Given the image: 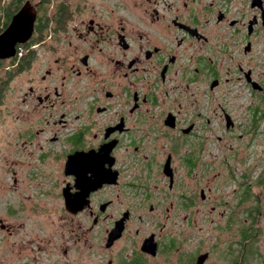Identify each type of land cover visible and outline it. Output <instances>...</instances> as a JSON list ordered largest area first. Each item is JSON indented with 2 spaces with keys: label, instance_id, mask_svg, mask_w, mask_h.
Segmentation results:
<instances>
[{
  "label": "flooded vegetation",
  "instance_id": "1",
  "mask_svg": "<svg viewBox=\"0 0 264 264\" xmlns=\"http://www.w3.org/2000/svg\"><path fill=\"white\" fill-rule=\"evenodd\" d=\"M24 8L0 264H264V0H0V38Z\"/></svg>",
  "mask_w": 264,
  "mask_h": 264
},
{
  "label": "rangeland",
  "instance_id": "2",
  "mask_svg": "<svg viewBox=\"0 0 264 264\" xmlns=\"http://www.w3.org/2000/svg\"><path fill=\"white\" fill-rule=\"evenodd\" d=\"M239 104H245L246 101L242 99L241 101L237 102ZM237 118V128L235 131H233L231 134H229L230 139H238V136L244 133L245 126H244V111L243 109H238L236 112ZM14 119V113L10 114L8 112L2 111V116L0 118V180H3L7 182V173L5 172V169L7 167V163L4 162L8 158V152H7V139H9L10 134L12 133L13 129V122ZM219 135H225L224 130L222 129L219 133ZM233 137V138H232ZM244 139H246L244 137ZM227 139H224L221 142V146L228 144ZM221 154V152H220ZM5 183V182H4ZM6 200L0 199V211L5 206Z\"/></svg>",
  "mask_w": 264,
  "mask_h": 264
},
{
  "label": "water",
  "instance_id": "3",
  "mask_svg": "<svg viewBox=\"0 0 264 264\" xmlns=\"http://www.w3.org/2000/svg\"><path fill=\"white\" fill-rule=\"evenodd\" d=\"M26 9L27 8H24L21 12H20V14L19 15H17V17L15 18V20H14V22L11 24V26H10V28L7 30V32L0 38V43H1V46H4V45H6V44H8L9 42H10V44H11V40H12V38H13V36H16V34H17V32H16V30H15V26H16V24H20L21 26H23V28H25L24 30H25V33L27 32V36H26V38L24 39V40H20V41H16V42H12V44H11V47L12 48H14V46L17 44V43H23V42H26L27 40H28V38H30V36H31V33H32V31H33V25L32 26H30V28H27V23H26V19H24V18H26L25 16H26ZM22 19V20H21ZM4 44V45H3ZM5 47V46H4ZM6 56H8V55H6ZM5 56V57H6ZM2 57V56H1ZM2 58H4V57H2Z\"/></svg>",
  "mask_w": 264,
  "mask_h": 264
},
{
  "label": "bare ground",
  "instance_id": "4",
  "mask_svg": "<svg viewBox=\"0 0 264 264\" xmlns=\"http://www.w3.org/2000/svg\"><path fill=\"white\" fill-rule=\"evenodd\" d=\"M14 28H15L17 34H16V36H13L11 41L16 42V41L24 40L27 36V32L25 33V30H24L25 28H23V26H21L19 23L16 24V26ZM12 42H11V44H12ZM9 44H10V42L7 44L8 50L11 51V46Z\"/></svg>",
  "mask_w": 264,
  "mask_h": 264
}]
</instances>
